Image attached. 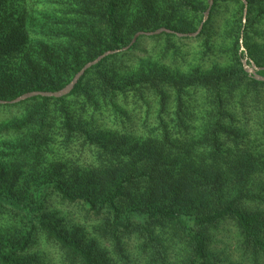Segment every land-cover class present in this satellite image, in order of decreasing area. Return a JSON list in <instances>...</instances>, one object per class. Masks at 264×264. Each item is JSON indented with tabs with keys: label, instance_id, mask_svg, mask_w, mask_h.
Here are the masks:
<instances>
[{
	"label": "trees",
	"instance_id": "1",
	"mask_svg": "<svg viewBox=\"0 0 264 264\" xmlns=\"http://www.w3.org/2000/svg\"><path fill=\"white\" fill-rule=\"evenodd\" d=\"M246 1L248 21L256 5ZM232 5L242 17L240 0H213L200 32L187 38L209 50ZM117 9L116 0H103L98 12L87 11L82 27L108 34L97 55L130 41L122 39ZM25 11L23 0H0V72L26 53L25 40L14 41L26 34ZM175 25L165 22L171 33L148 36L157 41L151 51L136 49L139 36L104 57L63 97L0 103V149L17 160L51 159L59 143L47 121L57 105L52 122L60 121L63 149L80 162L35 166L28 172L36 179L26 181L18 179L22 171L0 169V264H264V149H249L244 140L245 113L255 106L245 93L238 96L243 86L264 94V81L242 64L252 52L238 45L241 34L245 42L264 35L239 27L228 67L219 69L208 51L204 65L182 76L176 48L186 37L177 36L182 30ZM256 27L264 33V23ZM134 50L140 55L131 56ZM251 63L264 77V62ZM199 81L213 96L196 120L193 105L184 109L183 90L190 85L194 92ZM141 114H148L145 121Z\"/></svg>",
	"mask_w": 264,
	"mask_h": 264
},
{
	"label": "rangeland",
	"instance_id": "2",
	"mask_svg": "<svg viewBox=\"0 0 264 264\" xmlns=\"http://www.w3.org/2000/svg\"><path fill=\"white\" fill-rule=\"evenodd\" d=\"M116 1L121 35L122 39L126 42L132 39L134 32L155 31L160 27H164L163 24L165 22L175 23V26L180 27L182 30L179 31L180 33L193 32L201 22L203 13L209 3V0H186V2L182 0ZM251 1L256 5V8L252 15H250V18H248V21L246 16H243V10L241 13L242 17L240 16L239 7L236 8V5H232L229 10L227 9L226 14L228 15L224 18L221 27L223 35L215 36L214 39L217 38V40H213L209 50L205 49L203 41H191L188 39L191 37H186L185 40L179 42L176 48L178 50L176 55L179 52L177 60L180 63V75L188 76L194 73L197 68H200L199 66L204 65L202 58H205V56L202 54L208 51L213 52L206 56L208 59L210 58L209 61L217 60L219 62V69L222 70H224V67H228L233 55L234 37L239 27L250 25L255 33L264 35L256 27L257 24L264 23V0ZM23 3L26 7V34L17 40L14 39V41L18 43L24 39L26 42L24 46L26 53L17 63V66L15 65L16 68L14 67L11 71L2 70L0 72V96L8 99L11 98V100L12 97L15 96L14 98H16L21 95L20 93L28 92L30 88L35 86L46 88L66 83L72 78L73 70L77 66L82 63L85 64L92 57L95 58L97 52L107 45L108 34L101 26H97L93 32H89L82 27L89 18L87 17V11H92V15L94 14L93 12H98L102 9L103 0H23ZM204 4L207 7L202 9ZM188 5L200 7V13L193 15ZM50 25L53 27L51 33H49ZM156 26L158 28L153 30ZM143 36L139 38V44L136 49L144 48L146 51H151L152 47L157 44V41L146 35ZM243 36L242 34L240 36V38L242 37L243 50L246 52L250 50L253 55L249 59L251 61L256 59L259 63H263L264 39L255 38L257 35H254L251 38L252 41H250L248 36H246L245 38H248V40L245 42L243 41ZM238 45L241 49V43ZM124 46L114 49H120ZM140 51L134 50L130 55H140ZM75 53H78V55L76 56ZM167 59L170 61L166 67L167 69H171V58L168 57ZM249 59L246 56L247 64ZM197 83L194 92L189 91L190 85L184 87L183 90L186 101L184 109L188 108L187 106L193 105V109L190 110L192 113L190 117L196 120L205 114L210 98L213 96L210 89L206 88L205 91V84L201 81ZM244 93L250 98V106H255L253 114L249 112L245 113L248 120L246 125H244V140L249 149H264V94H257L250 86H243L238 96L241 97ZM51 108L50 117L55 118L57 105H51ZM170 115L172 116L173 114L170 113ZM147 116L148 114L144 116L141 114L139 117H141L142 121H145L143 117ZM51 118H49L47 124L52 125L53 134H55L54 138L59 143L58 147L51 149V159L45 158L42 162L17 160L10 149H0V169L7 166L9 167L8 170L17 169L22 171L23 174L18 179L26 181L36 179V177L30 178L28 172L33 170L35 166L37 169L41 167L47 169L59 167L64 169V167L69 168L72 165H78L80 162L77 156L72 151L66 152V149H63L64 140L60 132V121L54 123ZM150 118L153 119V116L151 115ZM237 118L241 119L240 115ZM201 120L203 121V119ZM34 151L33 149V153ZM5 160H7L6 163L3 162ZM10 179V177H7V180Z\"/></svg>",
	"mask_w": 264,
	"mask_h": 264
},
{
	"label": "water",
	"instance_id": "3",
	"mask_svg": "<svg viewBox=\"0 0 264 264\" xmlns=\"http://www.w3.org/2000/svg\"><path fill=\"white\" fill-rule=\"evenodd\" d=\"M243 2V16H246L247 13V1L246 0H241ZM213 3V0H209L208 3V7L207 9L204 11L203 13V17L201 19V22L199 23L197 29L193 32H189V33H177V36L179 37H195L201 30L204 22L207 20L208 15H209V10L210 7ZM162 32H167V33H171L172 30L165 28V27H160L158 29H156L155 31H137L136 33H134L132 39L130 40V42L128 43V45L120 48V49H110L107 50L101 54H99L98 56H96L94 59L86 62L75 74L74 76L71 78V80L66 83L62 88H60L59 90L56 91H40V90H33V91H28L25 92L19 96H17L16 98L9 100V101H5V100H0V103H5V102H9V103H16L22 100H25L27 98L33 97V96H47V97H63L65 95H67L74 87V85L77 83V81L79 80V78L84 74V72L91 68L93 65H95L96 63H98L99 61H101L104 57L111 55V54H115L118 53L120 51H124L127 50L135 41L139 36H151V35H155V34H160ZM240 43H241V49L243 50V46H242V37L240 38ZM242 64L244 69L246 70V72H248L250 75L254 76L256 79L258 80H263L264 81V77L258 76L255 74L257 67L251 63L250 65H248L246 63V57H244L242 59Z\"/></svg>",
	"mask_w": 264,
	"mask_h": 264
}]
</instances>
